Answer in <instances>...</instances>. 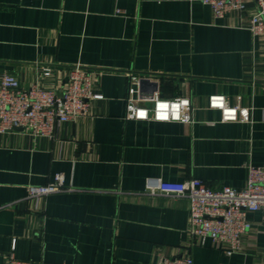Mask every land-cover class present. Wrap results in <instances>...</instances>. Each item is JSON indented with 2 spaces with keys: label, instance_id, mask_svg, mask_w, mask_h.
I'll list each match as a JSON object with an SVG mask.
<instances>
[{
  "label": "crops",
  "instance_id": "crops-1",
  "mask_svg": "<svg viewBox=\"0 0 264 264\" xmlns=\"http://www.w3.org/2000/svg\"><path fill=\"white\" fill-rule=\"evenodd\" d=\"M256 12V0L222 17L202 0H0V80L62 94L81 66L102 95L51 135L0 132V264H264V209L228 252L193 233L188 197L146 190L149 178L241 189L264 164ZM133 85L144 107L189 99L190 121L127 118ZM59 173L70 189L29 194Z\"/></svg>",
  "mask_w": 264,
  "mask_h": 264
},
{
  "label": "built area",
  "instance_id": "built-area-1",
  "mask_svg": "<svg viewBox=\"0 0 264 264\" xmlns=\"http://www.w3.org/2000/svg\"><path fill=\"white\" fill-rule=\"evenodd\" d=\"M202 2L209 5L217 17L224 16L231 9H244L245 6V0ZM256 3L257 12L251 18L250 29L258 35L264 34V0H256ZM90 82V73L81 66H75L70 70L63 93L58 94L38 86L23 88L16 77L5 73L0 80V132L23 129L33 134L51 135L56 124L84 116L90 98L102 97L92 90ZM135 83H138L136 79ZM137 91L134 85L130 88L127 118L190 121L192 108L189 99L155 98L151 107H144L140 105L139 98L133 97ZM211 104L223 107L227 119L236 118L237 109L225 107L223 96H212ZM66 189L70 187L61 173L50 184L28 186L29 194L33 196ZM146 190L188 197L193 233L224 244L230 252L239 246L243 235L250 229V213L264 209V164L250 165L248 184L241 189L230 186L213 188L199 178L185 181L149 178ZM11 264L30 263L13 260ZM158 264H194V260L191 254H181L164 258Z\"/></svg>",
  "mask_w": 264,
  "mask_h": 264
},
{
  "label": "water",
  "instance_id": "water-1",
  "mask_svg": "<svg viewBox=\"0 0 264 264\" xmlns=\"http://www.w3.org/2000/svg\"><path fill=\"white\" fill-rule=\"evenodd\" d=\"M143 83V82H142Z\"/></svg>",
  "mask_w": 264,
  "mask_h": 264
}]
</instances>
